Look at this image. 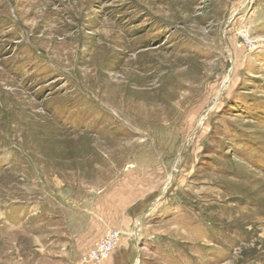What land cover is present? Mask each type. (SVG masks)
Masks as SVG:
<instances>
[{
    "label": "rangeland",
    "instance_id": "1",
    "mask_svg": "<svg viewBox=\"0 0 264 264\" xmlns=\"http://www.w3.org/2000/svg\"><path fill=\"white\" fill-rule=\"evenodd\" d=\"M124 73L164 130L109 115ZM109 232L103 264H264V0H0V264Z\"/></svg>",
    "mask_w": 264,
    "mask_h": 264
},
{
    "label": "bare ground",
    "instance_id": "2",
    "mask_svg": "<svg viewBox=\"0 0 264 264\" xmlns=\"http://www.w3.org/2000/svg\"><path fill=\"white\" fill-rule=\"evenodd\" d=\"M59 50H61V49H59ZM59 53L60 52L58 51V54ZM65 53L66 52H62L59 55L65 54ZM71 56H72V53L70 52V57ZM126 78H128L127 74L124 73V78H115L114 82L113 81H112V83L109 82L110 83L109 86L111 87V90H112V94L109 95V100H110V102H109V109L110 110H108L109 115L114 114L113 117L116 120L120 121L122 125L126 124L129 127H133L135 129H137V127L139 125L146 123L148 125V130H151V131H152V129L164 130V126L161 123V119L163 117V109H164L163 107L164 106L161 105V102L155 100L156 98L154 100H147V101L142 100L140 102L139 101L140 98L137 96V93L135 91H134V93H132V95L129 94V96L127 95V93H121V94L118 93V90L120 88H123L125 85L129 84V82L126 81ZM164 86H165V83L160 82L156 88H153V90H160V89L164 88ZM118 96H120V97H118ZM167 103L169 106L170 105L172 107L175 106L176 108H178V106L181 105L179 101H177L176 103L175 102L171 103V100H169V102H167ZM194 110H192V111H194ZM196 111H197V109H196ZM144 113H145V116H143ZM152 114L156 115L154 120L150 119V117H149ZM186 123H187V121H186ZM170 130H172V129L170 128ZM169 133L171 134V132H169ZM149 135H152V133H150ZM155 137H157V136H155ZM163 138H167V137L165 135H163ZM144 141H143V143H144Z\"/></svg>",
    "mask_w": 264,
    "mask_h": 264
},
{
    "label": "built area",
    "instance_id": "3",
    "mask_svg": "<svg viewBox=\"0 0 264 264\" xmlns=\"http://www.w3.org/2000/svg\"><path fill=\"white\" fill-rule=\"evenodd\" d=\"M117 240V234L114 232L107 233L89 253L83 256L85 264H103L114 248Z\"/></svg>",
    "mask_w": 264,
    "mask_h": 264
}]
</instances>
